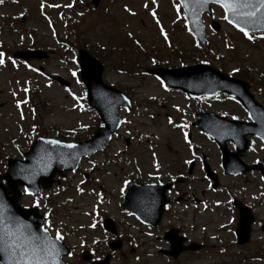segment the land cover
<instances>
[{"label": "rangeland", "instance_id": "rangeland-1", "mask_svg": "<svg viewBox=\"0 0 264 264\" xmlns=\"http://www.w3.org/2000/svg\"><path fill=\"white\" fill-rule=\"evenodd\" d=\"M4 1L0 4V40L5 50H22L24 42L33 47L29 49L56 54L46 62L32 61L29 65L13 63L6 54L0 57V172L9 159H22L35 136L71 143L87 139L98 128L97 114L88 107L85 88L76 78V52L58 42L59 37L76 42V30L68 18L77 22L79 48L91 51L105 65L104 82L123 90L134 104L131 112L122 111L125 124L110 146L102 155L85 160L80 174L69 175L37 198L23 196L20 200L24 207L38 205L46 217L54 213L53 234L59 232L72 246L67 264H85L81 260L84 251L97 252V258L109 253L108 236L102 228L106 217L113 219L118 228L116 239L123 243L121 250L113 252L111 264H264L254 252V247L264 244L261 230L256 229L251 247L237 244L230 228L226 231L234 212L221 206L229 196L211 190L199 162L206 154L223 188L258 195L261 205L257 213L262 221L264 180L258 174L224 176L218 147L191 127L200 110L244 121L246 114L233 102L196 104L182 94L165 92L157 79L145 75L158 65L178 69L183 63L204 62L249 82L256 101L264 106V38L247 40L226 23L222 10L214 7L213 16L204 17L206 47L196 46L170 0H156L155 4L152 0H101L98 11L91 4L87 8L91 0ZM4 15L15 19L13 27L9 22L3 26ZM213 20L220 24L219 32L211 28ZM47 75L61 77L72 86L67 90ZM255 159L264 163L259 140L253 143L251 154L243 157L249 165ZM190 161H195L191 175ZM183 173L189 177L185 184L177 185L179 193L202 204L193 203L187 209L174 202L161 226L151 233L134 218L121 214L122 195L131 182L168 181ZM179 193L171 196L177 199ZM171 229L179 230L181 236L187 234L188 242L203 244L204 250L183 253L176 260L161 254V250H169L163 238Z\"/></svg>", "mask_w": 264, "mask_h": 264}, {"label": "water", "instance_id": "water-1", "mask_svg": "<svg viewBox=\"0 0 264 264\" xmlns=\"http://www.w3.org/2000/svg\"><path fill=\"white\" fill-rule=\"evenodd\" d=\"M180 2L184 7V0H180ZM211 3V0H208V3L204 4L203 7H198L194 3H191L188 9L184 7L191 22V28L193 30L200 28L202 39L204 37V26L201 22V16L204 12L210 13ZM234 24L239 28H244L246 32L264 31V19L246 22V18H241L234 20ZM81 64L82 76L88 87L89 101L99 111L104 127L99 129L92 139L80 144H65L58 141L53 144L50 142L54 140L40 139L33 146L31 152L25 155L24 161H10L6 175L0 176V181L4 179L8 184V187H4L0 182V204L6 207L5 215L14 217L22 225H26L28 231L36 236L47 235L43 232L44 220L41 217L39 218L36 208L26 211L18 205L17 201L20 198L18 185L36 193L40 184H42L44 189L50 188L56 175L64 177L69 171L76 170L84 156H91L108 145L112 134L121 123L117 115L118 110L123 106H128V100L119 91L110 89L102 83L101 77L104 67L100 62L87 52H81ZM163 77L170 85L187 91L193 96L229 92L238 97L249 111L255 110L256 105L253 97L249 94L248 84L240 80L230 79L210 67L201 66L200 69L192 67L178 71H165ZM234 126V124H231V128ZM253 126L256 127V129L254 128L256 136L264 140V116H260ZM234 130L227 129L215 133L214 136L222 145H224L226 139H231L236 146H239L240 143L244 147V136L249 133L240 132V138H238L232 135ZM67 145H72L73 147H66ZM224 153V161L227 166L232 163V160L226 149H224ZM235 158L236 168L230 169L229 172L238 174L251 169L238 161V155ZM254 168L258 167L254 166ZM141 195L152 199L150 195L144 192L140 193ZM134 198L137 200L139 196L135 195ZM147 201L143 199L140 205H136L138 208H134L131 211L140 216V209L145 208ZM55 242L60 250L59 256L68 253L60 242ZM0 256L1 263L7 264L8 258L3 254H0ZM59 256L56 257V264H64L60 261ZM108 262L109 260L107 259L101 264H109Z\"/></svg>", "mask_w": 264, "mask_h": 264}, {"label": "snow or ice", "instance_id": "snow-or-ice-1", "mask_svg": "<svg viewBox=\"0 0 264 264\" xmlns=\"http://www.w3.org/2000/svg\"><path fill=\"white\" fill-rule=\"evenodd\" d=\"M2 2L3 0H0V3ZM211 2L218 4L224 10L223 19L233 26H236L234 24L236 19L246 18V22L264 19V0H211ZM152 3L155 4L156 0H152ZM191 3L203 7L208 0H184L185 9H188ZM152 15L155 19L156 14L152 13ZM240 31L244 32L245 36L248 35L244 28H240ZM161 33L163 34V29ZM2 56L3 53H0V57ZM2 62L0 60V63ZM50 143L55 144L56 141ZM25 191L26 194H31ZM5 212L6 207L0 204V254L8 258L7 264H56L60 250L55 241L63 239L60 233L57 232L55 241L47 235H33L26 225H22L14 217L6 216ZM43 231L46 233L47 228Z\"/></svg>", "mask_w": 264, "mask_h": 264}, {"label": "flooded vegetation", "instance_id": "flooded-vegetation-1", "mask_svg": "<svg viewBox=\"0 0 264 264\" xmlns=\"http://www.w3.org/2000/svg\"><path fill=\"white\" fill-rule=\"evenodd\" d=\"M226 192H230V191H226ZM232 197V200L234 201V196H231ZM249 208H251L252 209V211L254 212L255 210H257L258 208H257V205L255 204V203H253V201L252 200H249V199H243L242 200ZM233 209H234V207H233ZM239 212L237 211V210H235V213H234V216H232L231 217V220L233 221V229H234V231H235V228H236V226H237V224H238V222H239ZM255 218H256V221H255V223H258V220H260V218L259 217H257V216H255ZM260 223H262V222H260ZM263 225H264V223H262ZM253 227H255V224L253 225ZM261 232H262V234H264V226H262L261 227ZM255 234H256V232H254V229H253V231H252V241H251V243H250V245L248 246V247H251L252 245H253V239H254V236H255Z\"/></svg>", "mask_w": 264, "mask_h": 264}]
</instances>
